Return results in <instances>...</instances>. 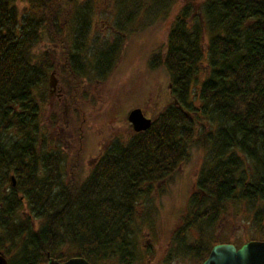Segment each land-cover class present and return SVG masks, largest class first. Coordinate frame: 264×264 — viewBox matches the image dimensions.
I'll use <instances>...</instances> for the list:
<instances>
[{
    "label": "trees",
    "instance_id": "16d2710c",
    "mask_svg": "<svg viewBox=\"0 0 264 264\" xmlns=\"http://www.w3.org/2000/svg\"><path fill=\"white\" fill-rule=\"evenodd\" d=\"M81 1L0 0V249L16 252L9 264H47L49 255L132 264L154 183L188 165L198 149L203 160L187 226L212 227L230 205L242 204L264 239V0L184 5L164 50L150 58L170 76L168 102L148 129L112 133L86 176V133L49 129L69 125L67 114L43 122L51 74L66 111L81 115L83 84L111 75L137 15L164 20L177 0L115 1L118 33L95 49L94 0Z\"/></svg>",
    "mask_w": 264,
    "mask_h": 264
},
{
    "label": "rangeland",
    "instance_id": "374dc122",
    "mask_svg": "<svg viewBox=\"0 0 264 264\" xmlns=\"http://www.w3.org/2000/svg\"><path fill=\"white\" fill-rule=\"evenodd\" d=\"M115 1L117 0H94L92 3V49L105 41L115 40L119 23ZM190 3L198 10L202 0L175 1L169 16L164 20L162 15H148L145 10L137 15L131 26L136 32L132 37L126 38L124 51L111 75L102 81L89 79L83 84L85 97L81 115L66 111L69 103L60 83L55 91L50 90L43 122L52 125L55 116H63V120L68 116L71 122L69 125L65 122L61 125L53 124L49 129L54 131L59 127L65 134L80 129L82 133H86L88 146L84 150L83 176L90 172L95 156L112 133L126 137L134 131L128 120V113L132 108L142 107L149 117L154 118L168 102L170 76L164 66L154 68V64H150V58L164 50L163 44L166 42L170 23L182 7ZM26 4L27 1H21L19 7ZM74 5H77V1L70 3L69 7ZM156 18L159 23L149 27L152 24L150 22ZM63 25L65 29L71 27L68 20ZM129 34L126 33L128 36ZM44 44L46 47L50 44V47L53 46L46 38ZM203 74L200 73L201 76ZM71 144L78 151L77 134ZM202 160L203 152L198 149L188 165L181 166L168 179L154 183L149 198V211H146L148 222L136 227L137 247L132 264H203L210 246L212 248L223 242L239 246L249 240L263 238L252 222L253 212L248 211L250 207L244 208L242 204L230 205L229 211L218 218L219 224L212 227L206 224L187 226V218L190 217H187L188 200L195 190ZM7 258L14 262L16 252L12 250Z\"/></svg>",
    "mask_w": 264,
    "mask_h": 264
},
{
    "label": "water",
    "instance_id": "95a60500",
    "mask_svg": "<svg viewBox=\"0 0 264 264\" xmlns=\"http://www.w3.org/2000/svg\"><path fill=\"white\" fill-rule=\"evenodd\" d=\"M58 79L55 72L50 77V88L57 89ZM128 120L133 129L137 132L148 129L153 118L149 117L142 107H134L128 113ZM12 185L17 181L14 175L11 176ZM0 264H8V259L3 250L0 249ZM47 264H96L83 256H72L66 260H59L49 255ZM203 264H264V239H252L236 246L233 243H217L214 245L204 260Z\"/></svg>",
    "mask_w": 264,
    "mask_h": 264
}]
</instances>
